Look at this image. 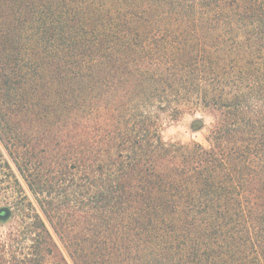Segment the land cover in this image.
I'll use <instances>...</instances> for the list:
<instances>
[{
	"label": "trees",
	"instance_id": "obj_1",
	"mask_svg": "<svg viewBox=\"0 0 264 264\" xmlns=\"http://www.w3.org/2000/svg\"><path fill=\"white\" fill-rule=\"evenodd\" d=\"M0 143V264H264V0H0Z\"/></svg>",
	"mask_w": 264,
	"mask_h": 264
},
{
	"label": "rangeland",
	"instance_id": "obj_2",
	"mask_svg": "<svg viewBox=\"0 0 264 264\" xmlns=\"http://www.w3.org/2000/svg\"><path fill=\"white\" fill-rule=\"evenodd\" d=\"M200 116V114H198ZM192 120V115L187 114L179 121L165 120L163 124L162 135L166 142H199L205 146H208L207 136L211 128V118L206 117L207 128L199 133H192L189 125ZM9 163L6 168L5 163ZM5 167L2 172L3 181L0 184V206H9L13 210L12 218L7 222H0V235H5L11 229L19 226L20 220L16 217V213L21 210V204H31V212H38L43 216V212L40 209L37 198L30 191L27 182L17 167V164L9 153L2 147L0 143V168ZM58 243L65 251L69 261V258L62 243L57 238Z\"/></svg>",
	"mask_w": 264,
	"mask_h": 264
},
{
	"label": "water",
	"instance_id": "obj_3",
	"mask_svg": "<svg viewBox=\"0 0 264 264\" xmlns=\"http://www.w3.org/2000/svg\"><path fill=\"white\" fill-rule=\"evenodd\" d=\"M12 218V212L6 208L0 209V221L7 222Z\"/></svg>",
	"mask_w": 264,
	"mask_h": 264
},
{
	"label": "flooded vegetation",
	"instance_id": "obj_4",
	"mask_svg": "<svg viewBox=\"0 0 264 264\" xmlns=\"http://www.w3.org/2000/svg\"><path fill=\"white\" fill-rule=\"evenodd\" d=\"M2 208H6V209H8V210L11 211L12 214H13V210H12L9 206H0V209H2ZM0 222H2V221H0Z\"/></svg>",
	"mask_w": 264,
	"mask_h": 264
}]
</instances>
